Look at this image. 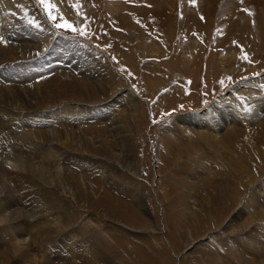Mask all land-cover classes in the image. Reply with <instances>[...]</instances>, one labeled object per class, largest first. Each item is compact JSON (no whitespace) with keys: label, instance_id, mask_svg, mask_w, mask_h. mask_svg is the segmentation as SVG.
Instances as JSON below:
<instances>
[{"label":"rangeland","instance_id":"1","mask_svg":"<svg viewBox=\"0 0 264 264\" xmlns=\"http://www.w3.org/2000/svg\"><path fill=\"white\" fill-rule=\"evenodd\" d=\"M51 2L86 35L0 0V264H264L235 241L264 245V0ZM130 191L141 218L118 210Z\"/></svg>","mask_w":264,"mask_h":264},{"label":"bare ground","instance_id":"2","mask_svg":"<svg viewBox=\"0 0 264 264\" xmlns=\"http://www.w3.org/2000/svg\"><path fill=\"white\" fill-rule=\"evenodd\" d=\"M214 0H209V2L210 3H212ZM208 2V1H207ZM195 6L197 7V4L195 3ZM226 8V7H225ZM9 9V8H8ZM38 9V8H37ZM206 10H207V12H209V10H208V8H206ZM225 10V9H224ZM44 12V11H43ZM157 12H159V11H157ZM160 13V12H159ZM222 13V12H221ZM234 14V13H233ZM233 14L232 15H230V16H228L229 14H220V16H219V21H218V26L219 25H223L222 27V29H224V26L230 21V19H231V17L233 16ZM157 16V15H156ZM160 16V15H159ZM161 18H162V13H161V16H160ZM189 19H190V17H189ZM192 20H190V22H188V23H184V24H186V25H184L185 27H183V28H185L184 30L186 31V29H187V32H190V31H188V30H191V32L190 33H192L193 31H195V34L194 35H197V32H196V30L197 29H201V25L200 24H203V27H204V23L202 22V21H200L198 18H196V17H192L191 18ZM161 20H163V19H161ZM244 20V19H243ZM196 22V23H195ZM221 27V26H220ZM8 28V27H7ZM203 29V28H202ZM198 30V31H199ZM185 31H183V33L185 32ZM223 31V30H222ZM186 33V32H185ZM189 35V34H188ZM193 35V34H192ZM223 36V35H222ZM186 37V36H185ZM220 43H222V44H220L219 46L220 47H222V45H223V39H222V41L220 42ZM222 57H225V55L224 54H222ZM190 61V60H189ZM135 69V68H134ZM194 67L192 68H189L188 67V61H186L185 62V68H184V70H186L185 71V75H187V76H192V74H193V76L195 77V75H194ZM190 79V78H189ZM61 80V79H60ZM60 80H57V81H55V87H57L58 89H59V93H64V92H66L65 91V87L66 86H61V81ZM194 80H192V82H193ZM53 82H54V80H53ZM153 85V84H152ZM57 88H55V89H57ZM53 89V88H52ZM67 93V92H66ZM127 94V93H126ZM236 96V95H235ZM93 98H96L95 97V95L94 96H92ZM136 100V99H135ZM128 102L129 101V103H128V105L131 103V101H130V99L129 100H122V107H126L123 103H125V102ZM113 105H115V106H117V105H120V104H118V103H116V102H114V104L112 103V106ZM114 106V107H115ZM129 107V106H128ZM136 108V107H135ZM132 109V108H131ZM109 110V109H108ZM134 110V109H133ZM234 136H227L224 140L228 143V145L229 144H231L230 142H232V140H234L235 138H233ZM233 145V144H232ZM229 146H231V145H229ZM194 147V146H193ZM227 147V146H226ZM234 148V147H233ZM230 150H231V148H230ZM234 150H236V149H234ZM231 152H232V150H231ZM236 152H237V150H236ZM234 153H235V151H234ZM233 153V154H234ZM232 154V155H233ZM175 155V154H174ZM230 155V154H229ZM235 155V154H234ZM240 156V155H239ZM234 157V156H233ZM236 157H237V155H236ZM235 158V157H234ZM241 158V157H240ZM239 159V158H238ZM242 159V158H241ZM231 162V161H230ZM238 162V161H237ZM239 165V164H238ZM241 166V165H240ZM241 169V168H240ZM243 169V168H242ZM231 176V175H230ZM125 179H127V178H125ZM211 182V181H210ZM216 182V181H215ZM212 183V182H211ZM216 186H214V185H210L209 187H207V189L210 191H215V192H217L218 194H220L221 196H222V199H223V205H226L227 207L225 208V209H227L228 208V206H230V205H234L233 203L236 201V198H235V196H236V192H233V191H225V192H222V194L221 193H219L218 192V189H217V187H218V183L217 184H215ZM221 187V186H220ZM223 188H225V187H223ZM227 188V187H226ZM162 189V188H161ZM228 190V189H227ZM162 191V190H161ZM208 191V192H209ZM220 191V190H219ZM168 192V191H167ZM166 192V194H164L166 197H168L167 195H168V193ZM126 195V194H125ZM163 195V194H162ZM163 195V196H164ZM221 196H219V197H221ZM31 197V196H30ZM127 198L125 199V201H127V202H121V203H119L118 201H116L117 202V207H118V210H120V211H124L125 212V214H130V215H134V214H136V215H138L139 217L141 216L140 215V212H138L139 211V209L137 208V204H135L134 203V201H133V199H134V193L132 192V191H130L128 194H127V196H126ZM228 197L229 198H231V199H228ZM218 198V197H217ZM221 199V200H222ZM171 200H169V197H168V201H167V203H168V207H170V205H171V203L172 202H170ZM219 198L216 200V202L218 203V205L214 202V201H212V202H214L213 204H212V202H211V217H207L206 216V211H201L200 213H196V216H198L199 217V221L203 224V228H205V229H212L216 224H217V222H216V218H217V210L218 209H220L221 208V204L219 203ZM100 202H102V201H100ZM103 203V202H102ZM142 203V202H141ZM129 204H131V205H133L134 207H136L137 209H138V211H137V209H134V207L133 206H131V205H129ZM247 205H249V204H247ZM223 208V209H224ZM172 210H173V208H171ZM222 209V210H223ZM245 209L246 210H250V209H254L253 207H252V204H250L249 206H245ZM206 210V209H205ZM208 211V210H207ZM225 212V211H224ZM223 212V213H224ZM174 213V212H173ZM222 213V214H223ZM219 216H221V214L219 215ZM143 217V216H142ZM141 218V217H140ZM143 220V219H142ZM144 220H146L147 221V219L145 218ZM210 220V221H209ZM218 220H221V219H218ZM146 221H145V224H146ZM144 222V221H143ZM142 222V223H143ZM242 223V222H244V223H247L248 222V220H240V219H235V220H232V224L231 223H229V224H231V227L232 228H236L235 230L237 231V229H238V231L240 230V223ZM149 223V222H148ZM220 224V223H219ZM243 224V223H242ZM143 224H141V226H142ZM134 226V225H133ZM133 226H130V227H133ZM140 226V225H139ZM139 226H137V225H135L134 227H136V228H138ZM149 226V225H148ZM157 226V225H156ZM230 226V225H229ZM118 227H125V226H123V225H119ZM116 228L117 229V231H120V232H122V230L120 229V228ZM146 227V225L144 226V228ZM217 227V226H216ZM140 228V227H139ZM142 228V227H141ZM169 228V227H168ZM170 228H172V227H170ZM166 230V229H165ZM114 231V230H113ZM116 231V230H115ZM167 231V230H166ZM201 231V230H200ZM199 231V232H200ZM253 232L254 231H252L251 232V234H253ZM166 233V232H165ZM134 235V234H133ZM157 235V234H156ZM159 235V234H158ZM168 236H169V234H167ZM194 235H197V234H195L194 233V231L193 232H191V236L193 237ZM165 237H163V235H162V233H160V236L159 237H161V239H165L166 240V242L168 243V244H170L169 243V241H168V239H167V237H166V235H164ZM171 236V235H170ZM135 237H137V236H135ZM143 236L141 235V238H139V236L137 237V239L139 240H142V241H144L145 243H144V245L145 244H147V240H145L144 238H142ZM185 237V236H184ZM190 237V236H189ZM188 237V238H189ZM243 237H245L247 240H250L252 243H254V245H255V249H256V252H254V250H251V249H249V247H247V246H245V245H243L244 243H237V239L235 240L236 241V244L239 246V248H240V251H241V254L243 255V251L245 250L247 253H248V255H254V254H256L258 257H260V258H264V245H263V242L261 243V242H259V238H252L253 236H250L249 234H246V235H244V236H241V238H243ZM252 238V239H251ZM152 241V240H151ZM240 244H242L241 246H240ZM151 247V246H150ZM160 247H162V246H160ZM139 248V247H138ZM152 248V247H151ZM154 249V248H153ZM164 252V248L161 250L160 248H158V249H155V255H156V253H162V252ZM259 252H262L263 254H261V253H259ZM197 256H199V257H197ZM219 256V257H218ZM164 257V256H163ZM167 257V256H166ZM225 258H227V257H223L222 256V254H218L217 256H213V255H211V251H207L206 250V252H199V250H198V253H195L193 256H191V259H189L190 260V264H225V263H227V262H225ZM228 260V259H227ZM246 264H250V263H248L247 261H246Z\"/></svg>","mask_w":264,"mask_h":264},{"label":"snow or ice","instance_id":"3","mask_svg":"<svg viewBox=\"0 0 264 264\" xmlns=\"http://www.w3.org/2000/svg\"><path fill=\"white\" fill-rule=\"evenodd\" d=\"M38 3L44 6L46 14L48 18L53 22L56 28H64L65 30H71L74 33H79L80 35H86V30L83 28H77L74 23L68 22L65 17L59 13V10L55 4L51 2V0H38ZM56 11V15H53V11ZM79 14V11L77 12ZM60 21H63L61 23ZM29 23H35L34 21H29ZM39 27L38 24L35 25Z\"/></svg>","mask_w":264,"mask_h":264},{"label":"crops","instance_id":"4","mask_svg":"<svg viewBox=\"0 0 264 264\" xmlns=\"http://www.w3.org/2000/svg\"><path fill=\"white\" fill-rule=\"evenodd\" d=\"M166 210V209H165Z\"/></svg>","mask_w":264,"mask_h":264}]
</instances>
